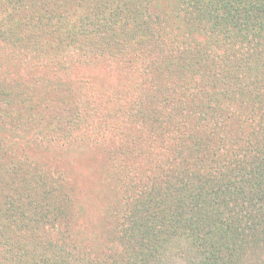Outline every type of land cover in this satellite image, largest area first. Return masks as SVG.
<instances>
[{
    "label": "trees",
    "instance_id": "16d2710c",
    "mask_svg": "<svg viewBox=\"0 0 264 264\" xmlns=\"http://www.w3.org/2000/svg\"><path fill=\"white\" fill-rule=\"evenodd\" d=\"M8 1L0 9V42L19 45L33 38L34 32L47 35L33 39L47 44V60L37 61L47 65L48 89L60 91L57 96L63 93L58 101L47 98L49 124L55 127L59 115L65 118L72 113L70 104L82 98L78 91L88 92L80 86L95 73L90 69L103 65L111 81L101 77L94 84L95 119L83 128L84 119L73 112L76 122H67L93 142L102 138L97 147L86 143L94 146L89 153L103 155L109 169L116 168L107 183L119 184L117 174L126 168L134 177L129 186L151 190L153 196L146 200L149 207L131 202L130 219L119 235L125 238L120 260L108 261L106 255L100 263L94 258L73 259L61 242L66 226L79 223L76 219L81 215H64L66 208L55 207L50 190L36 201L27 193L18 194L0 209V264H241L247 256L260 253L262 264L264 0H180L198 33L193 29L184 33L188 51L179 56V64L169 59L150 65L151 69L137 62L138 55L152 62L148 51L156 45L152 33L160 19L149 7L151 0H89L95 15L92 45L73 43L67 37L54 41L56 21L31 31L21 0ZM54 2L60 6L70 1ZM54 19L47 15V22ZM74 57L76 63L71 61ZM78 63L79 71H84L61 80L68 66ZM178 88L180 99L174 95ZM10 116L0 112V126ZM2 140L0 135V187L29 168L26 159L4 163L9 153ZM178 143L181 153L170 149ZM19 145L27 146L23 140ZM35 172L40 174L38 166ZM52 173L50 168L47 174ZM25 179L34 180L31 173ZM64 202L75 212L71 201ZM174 248L178 251L173 255Z\"/></svg>",
    "mask_w": 264,
    "mask_h": 264
},
{
    "label": "rangeland",
    "instance_id": "374dc122",
    "mask_svg": "<svg viewBox=\"0 0 264 264\" xmlns=\"http://www.w3.org/2000/svg\"><path fill=\"white\" fill-rule=\"evenodd\" d=\"M69 1L68 5L58 6L54 0H21L24 6L22 11L27 14L26 18L31 31L56 21L53 25L58 30L57 35H52L54 41L65 40L67 37L73 43L83 41L85 44H95L91 22L95 15L90 11L92 6L88 4L89 0H79L78 3L74 2L75 0ZM8 2V0H0L2 11ZM150 6L160 19L159 27L152 33L156 39V45L148 51L152 62L148 58L143 60L142 56L138 55V65L151 69L150 65L165 64L169 59L171 63L179 64V56L188 51L185 39L187 30L193 29L198 33L199 29L194 24L195 20L186 19V8L181 7L180 0H151ZM48 14L52 20L55 18L54 21L47 22ZM161 14H165V18L161 17ZM95 24L100 26L97 20ZM45 28L47 27L45 26ZM69 30L73 33H68ZM36 34L34 32L31 35L33 38H28L19 45L7 40L0 42V112L11 115L8 122L5 120L1 123L5 126H0L2 142L6 145L9 153L4 163L13 165L21 158L26 159L27 165H29L27 172L13 175L12 182L7 180L0 187V209H5L7 202L15 200L18 194L27 193L33 201H36L43 198L42 195L50 190L49 198H55L53 200L55 207L58 210L59 207L66 208H63L64 215H81V218L76 219L81 225L78 226L77 222L76 225L68 224L65 229L63 226L64 236H62L61 242L68 248L71 257L73 259L82 257L86 260L94 258L100 263H102L103 256L106 255L108 261L120 260L123 249L120 244H125V238L122 239L119 235L126 230L130 219L128 215L130 204L132 201L134 203L141 201L139 206L149 207L151 204L146 200L153 196V194H149L152 191L132 189L129 185L130 181L134 179L133 173L126 168H123V173H120V176L117 174L119 184L107 183L106 178L108 179V175L114 176L116 168L109 169L103 155L88 152H93L92 147L95 145H102V138H93V142L90 137L85 138L81 135L77 125L76 127L70 126L67 122H76L72 115L74 112L84 119L83 128L86 124L91 125L95 119L92 104L97 99V97L93 98L91 94L97 89L94 84L99 83L101 77L105 79V82H110L111 79L105 75L107 71H102L106 70L102 68L103 65L98 67V70L91 68L90 70L95 73L90 74L91 76L89 75L88 79H85L86 83L80 86L81 89L87 87L88 92L83 94V91H78L82 94V98L78 97L70 104L72 113L66 114L69 116L65 118L59 115L55 119L58 122L53 127L49 124L51 106L47 105V98H57L58 101L63 93L57 96L60 91L50 90L47 87L49 84L47 65L42 67L43 62L37 61L38 59L47 60V50L44 54L47 44L43 41H33L34 37L41 39L47 38V35ZM200 39L202 38H199V41ZM171 41L175 43L174 47ZM77 58L74 57L71 60L72 63H76ZM29 61L31 64L28 65ZM80 66H82L80 63L68 66L69 69L66 71L69 75L65 74V68L61 70L65 71L62 73L61 80L68 81L70 78L74 79L79 76L78 74L84 71H79ZM19 77H22L25 82L21 81ZM137 79L136 73L134 75L135 82ZM47 92L50 95H47ZM174 95L181 98L179 88L174 91ZM57 101L53 104H57ZM90 116L93 118L90 119ZM7 139L9 142H6ZM22 140L27 145L25 148H21L19 145V141L22 142ZM86 140L87 143L90 142L94 146L87 145ZM170 149L174 152H182L180 143L176 148L170 146ZM36 166L40 169L39 175L35 172ZM50 168L53 173L48 175L47 171ZM30 173L34 178L33 183L25 179L27 175L30 176ZM125 177L129 179L127 182ZM146 179L153 182L150 178ZM23 182H25L24 185ZM69 185L72 186V191L68 189ZM45 200L47 201V199ZM65 200L71 201L69 206H74L75 212L73 209L72 211L68 209ZM118 201L123 204L121 208H118ZM113 236L114 238H112ZM118 237L119 239H117ZM23 239L27 242L32 241L31 237ZM176 251L178 249L174 248L172 254ZM162 255H165L164 259L168 258V254L163 253ZM157 256L161 255L157 254ZM262 257L261 253L254 256L251 254L241 264H260L263 260ZM128 261L129 258L126 256V262L128 263Z\"/></svg>",
    "mask_w": 264,
    "mask_h": 264
}]
</instances>
